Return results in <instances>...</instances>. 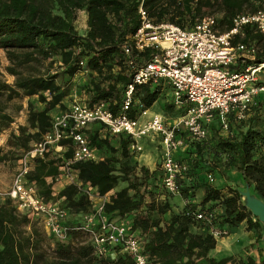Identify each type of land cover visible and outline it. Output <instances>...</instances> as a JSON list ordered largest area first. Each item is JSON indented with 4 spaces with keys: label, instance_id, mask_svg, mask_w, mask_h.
I'll list each match as a JSON object with an SVG mask.
<instances>
[{
    "label": "trees",
    "instance_id": "obj_1",
    "mask_svg": "<svg viewBox=\"0 0 264 264\" xmlns=\"http://www.w3.org/2000/svg\"><path fill=\"white\" fill-rule=\"evenodd\" d=\"M142 3L154 22L170 21L183 28L192 27L207 15L220 14L217 21L221 31L233 27V17L238 13L254 12L258 8L257 0H0V48L6 50L7 57L14 63L7 66L15 76L10 96H38L44 103L43 107L36 108L30 101L27 124L20 126L18 133L11 134L9 145L25 151L32 141H40L52 129V111L57 106L66 109L63 101L68 89L58 81L60 75L72 79L88 69L91 79L83 84L87 94L85 101L90 105L107 101L116 114L121 111L125 87L134 74V67L128 62L131 56L125 53L123 45L142 24L139 13ZM79 10H85L88 15L85 33L75 25ZM239 41L256 44L258 48L253 59L239 58L237 64L232 65L233 70H244L249 64L264 62V32L247 25L244 35H237L233 43ZM54 56L61 58L62 73L24 75L18 69V66ZM149 56L150 52L146 51L133 57L140 63ZM259 82L264 83V73ZM171 91V86L161 80L141 86L135 96L149 109L160 98H166L163 110L171 111L176 117L185 109L174 110L176 105L168 98ZM263 108L264 96H260L247 119L231 120L229 132L223 134L216 123L209 130V134L211 130L217 133L212 138L210 154L227 168H237L244 182L262 200L264 126L258 120ZM139 113L140 108L135 104L130 115L137 117ZM13 121L11 115L0 110V134ZM103 130L101 123L87 130L89 143L99 150L101 158L78 162L74 168L79 179L91 184L101 195L113 192L121 183L126 184L111 194L106 214L110 219L130 218L132 229L143 237L145 252L157 264H197L200 261L205 264H264V255L260 261L253 256L242 259L236 255L222 258L211 255L217 244L211 226L227 229L230 234L235 226L246 221L247 229L257 233L255 242L259 243L263 234L260 231L262 222L245 205L240 190L228 187L225 191L204 174L215 175L219 171L218 166L204 159L209 136L200 142L187 141V148L176 155L189 169L178 180L179 193L187 203L181 211H175L168 197L161 195L163 191L170 192L163 183L162 167L151 170L140 166L135 159L136 153L130 149L129 135L108 132L110 136L103 135ZM68 142L62 141L63 144ZM71 155L69 146L63 156ZM64 157L36 159L28 178L35 182L38 194L45 200L62 198L63 207L73 215L82 216L92 210L85 193L66 184L58 195L54 194L53 184ZM5 159V155L0 156V161ZM197 191L202 192L199 202L193 201ZM219 205L224 210L216 212L212 225L198 219L199 211H216ZM39 221L21 213L10 197H0V264H134L120 245L111 247L106 255L96 254L89 235L79 230L70 231L66 241L56 239L51 256L47 255L42 248L46 236ZM70 222L79 224L80 220Z\"/></svg>",
    "mask_w": 264,
    "mask_h": 264
},
{
    "label": "built area",
    "instance_id": "obj_2",
    "mask_svg": "<svg viewBox=\"0 0 264 264\" xmlns=\"http://www.w3.org/2000/svg\"><path fill=\"white\" fill-rule=\"evenodd\" d=\"M257 4V10L238 13L233 17V27L221 31L213 15L198 19L190 28L170 21L156 23L142 3L139 7L142 24L123 45L125 53L131 56L128 62L134 67V74L125 87L121 111L116 114L107 101L90 105L74 98L67 109L53 115L52 129L23 151L7 192L19 211H25L30 217L37 216L59 241H66L72 230L84 231L98 255H106L111 247L120 245L134 264H157L145 252L143 237L132 229L129 221L110 219L106 214L110 193L101 195L91 184L79 179L74 168L76 163L101 158L99 150L89 143L87 130L101 123L111 135H129L130 149L135 153L143 151L144 138L157 136L161 145L163 183L168 191L179 193L178 180L189 166L176 155L187 146V141H204L215 123L222 132H229L231 120L247 119L257 99L264 96V83L259 82L264 62L249 64L244 70L232 69L239 58L255 57L254 44L242 41L234 44L233 40L237 35H244L247 25L264 32V0H257ZM146 51L150 52L148 59L135 62L133 56ZM161 80L171 86L176 107L185 109L183 114L172 118V123L164 114L145 108L135 96L141 86ZM135 104L140 108L137 117L130 115ZM64 140L69 142L63 144ZM69 146L72 155L66 158L63 153ZM53 151L58 157H64L55 180L76 186L92 203V210L82 215L79 224L68 220L69 211L59 200L47 201L41 197L35 182L28 178L35 160L53 157ZM208 179L214 183L216 177L209 173ZM197 217L212 225L216 211H199ZM210 231L216 238L229 235L227 229L214 226Z\"/></svg>",
    "mask_w": 264,
    "mask_h": 264
},
{
    "label": "rangeland",
    "instance_id": "obj_3",
    "mask_svg": "<svg viewBox=\"0 0 264 264\" xmlns=\"http://www.w3.org/2000/svg\"><path fill=\"white\" fill-rule=\"evenodd\" d=\"M220 14H215L214 16L216 18L219 17ZM88 15L85 10H79L77 19L75 21L76 28L81 32L85 33L88 24H87ZM220 28V27H219ZM255 48H258V45L255 44ZM13 61L9 60L7 57L6 50L0 48V110H2L5 113H8L11 115L14 119V121L11 123L9 127H7L3 132L0 134V156H6L5 160L0 161V197L2 199H5L8 197L7 192L11 188L12 181L14 178V175L18 169L20 157L24 151L23 148H18L16 146H11L8 144V139L11 136L12 133L19 132V127L22 125L27 124V117L29 112V103L30 101L33 102L36 106V108H41L44 106V103H42L38 96H25V95H19V96H10V87L14 86L15 82V76L7 70L8 65H13ZM18 69L21 71L24 75H46V74H53V73H62L63 71V65L61 62L60 56H54L51 58H43L38 59L35 61H32L30 63H27L25 66L19 67ZM91 79V73L88 69L83 70L82 72L77 73L72 79H69L68 77H63L60 75L59 82L65 86L64 88L68 89V94L64 98V105L66 106V109L71 105L74 98H80L82 100H86L87 94L83 90V84L88 83ZM168 98H172L171 92L168 95ZM166 98H160L159 101H157L154 104V110L155 112H160L165 115L167 121L169 123H172V118L174 115L171 111L166 112L163 110L164 104L166 103ZM184 108H174L175 111L181 110L183 111ZM61 111V108L58 106L52 111L53 115L57 114ZM259 124L261 126H264V108L261 111L260 119L258 120ZM247 123V122H246ZM244 124V123H243ZM106 130L102 131L103 135H109L106 133ZM109 133V132H108ZM223 134H226L225 132H222ZM217 133L214 131H210L208 140L209 146L204 154V159L209 161L211 164H215L218 166V173H215L216 180L215 185L217 186H223L224 190L227 191L228 187H233L236 189H239L242 193L246 190L247 184L244 182L243 178L241 177L240 171L237 168H227L224 166L223 162H220L218 160H215L211 153V150L213 148V139L215 138V135ZM110 136V135H109ZM114 137H112V141H114ZM37 141H32L31 145ZM143 144V151L135 154V159L137 160L138 164L140 166L145 165L149 167L151 170L155 169L158 166L162 167V154H161V145L159 143V138L155 136L152 137H146L142 141ZM187 148V146L185 147ZM184 148V149H185ZM183 151V150H182ZM53 157H58V153L56 151H53L51 154ZM204 174L207 175L209 172ZM49 181H51L49 179ZM61 183L63 184V180H55L53 184L54 194L58 195V185ZM125 183H121L115 190L120 189L121 187L125 186ZM250 187V186H249ZM114 190V191H115ZM250 190L252 192V189L250 187ZM113 191V192H114ZM111 192L109 195L113 193ZM253 193V192H252ZM255 194V193H253ZM162 198L168 197L172 208L175 211H181L185 204L187 203L186 199L182 196L180 193H170L163 191L161 194ZM256 195V194H255ZM257 196V195H256ZM193 201H201L202 199V192L197 191L195 194ZM246 197L242 194V200L245 202ZM59 201L62 200L58 199ZM57 200V201H58ZM264 201V200H263ZM224 210V207L222 205H219L216 208V212H222ZM21 213H26L25 211H20ZM169 216V214H168ZM33 221H39V218L37 216H31ZM82 216L79 215H73L69 212L68 220L69 221H76V220H82ZM127 221H131L130 218L126 219ZM40 222V221H39ZM262 222V221H261ZM40 225H42L43 230L45 232L46 240L44 241L43 245V251L47 255L52 254V249L55 245L56 238L49 233V231L43 226V224L40 222ZM196 230V228H193ZM261 233L263 234V239L257 243L255 242L257 233L255 230H252L253 233V242L247 243L244 248H241V250H238L234 253L238 258L245 259L247 256H253L257 261H260L262 256L264 255V223L262 222ZM228 236V235H227ZM226 237V236H224ZM222 238V237H220ZM89 239V238H88ZM197 264H205L203 261L198 262ZM242 264V263H239Z\"/></svg>",
    "mask_w": 264,
    "mask_h": 264
},
{
    "label": "crops",
    "instance_id": "obj_4",
    "mask_svg": "<svg viewBox=\"0 0 264 264\" xmlns=\"http://www.w3.org/2000/svg\"><path fill=\"white\" fill-rule=\"evenodd\" d=\"M154 106L151 108L155 112ZM66 183L64 182L61 185H58V191L60 192ZM253 233L252 230L247 229V222L243 221L238 226H235L231 233L222 238H217L216 247L211 251V255L216 258H222L229 255H234V253L244 246L247 243L253 242Z\"/></svg>",
    "mask_w": 264,
    "mask_h": 264
},
{
    "label": "water",
    "instance_id": "obj_5",
    "mask_svg": "<svg viewBox=\"0 0 264 264\" xmlns=\"http://www.w3.org/2000/svg\"><path fill=\"white\" fill-rule=\"evenodd\" d=\"M242 194L246 197L245 205L264 223V201L251 192L249 185Z\"/></svg>",
    "mask_w": 264,
    "mask_h": 264
}]
</instances>
